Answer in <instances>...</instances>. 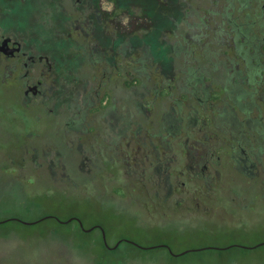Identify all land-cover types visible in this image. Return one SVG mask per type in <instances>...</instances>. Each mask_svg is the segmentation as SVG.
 Instances as JSON below:
<instances>
[{
  "label": "flooded vegetation",
  "instance_id": "af4514ba",
  "mask_svg": "<svg viewBox=\"0 0 264 264\" xmlns=\"http://www.w3.org/2000/svg\"><path fill=\"white\" fill-rule=\"evenodd\" d=\"M0 102V170L231 218L264 202V0H0Z\"/></svg>",
  "mask_w": 264,
  "mask_h": 264
},
{
  "label": "rangeland",
  "instance_id": "374dc122",
  "mask_svg": "<svg viewBox=\"0 0 264 264\" xmlns=\"http://www.w3.org/2000/svg\"><path fill=\"white\" fill-rule=\"evenodd\" d=\"M183 36L189 44L198 38ZM178 42L164 48L177 64L188 56L182 35ZM114 197L105 203L44 174L0 170V264H264L263 201L246 210L226 205L231 218L205 222L188 205L143 210L127 195Z\"/></svg>",
  "mask_w": 264,
  "mask_h": 264
},
{
  "label": "water",
  "instance_id": "95a60500",
  "mask_svg": "<svg viewBox=\"0 0 264 264\" xmlns=\"http://www.w3.org/2000/svg\"><path fill=\"white\" fill-rule=\"evenodd\" d=\"M76 220L78 221V223L80 224V226H82L81 221H80L79 219H76ZM90 229H91V228H89V229H84V228H83L84 231H89ZM103 241H104V244H106V243H105V239H103ZM261 244H264V243H261ZM261 244H259V245H261Z\"/></svg>",
  "mask_w": 264,
  "mask_h": 264
}]
</instances>
